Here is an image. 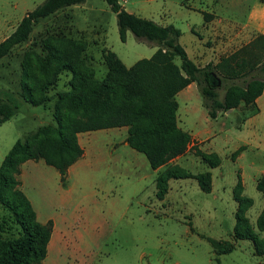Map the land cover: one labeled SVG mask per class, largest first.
I'll return each mask as SVG.
<instances>
[{
    "label": "rangeland",
    "instance_id": "obj_1",
    "mask_svg": "<svg viewBox=\"0 0 264 264\" xmlns=\"http://www.w3.org/2000/svg\"><path fill=\"white\" fill-rule=\"evenodd\" d=\"M42 1L0 0V41L26 12ZM251 1L126 0L123 7L159 24H173L181 31L178 42L189 58L203 66L217 63L249 39L240 34L239 41L222 52L216 33H251V39L257 34L246 25ZM206 11L214 12L208 21L203 19L202 12ZM202 34L207 49H203V41L198 37ZM49 36L83 42L85 63L97 79L103 78L107 70L102 58L105 49L131 66L140 58L150 57L155 48L154 43L135 37L129 30L125 41H121L115 13L105 0H85L41 18L25 42L0 58V103L9 104L14 110L0 124V162L15 140L54 123L57 93L69 89L71 73L61 72L48 90L50 101L44 105H32L20 95L23 60L27 53L31 59L32 52L43 55V40ZM201 49L205 54L199 57ZM174 62L180 63L178 56H174ZM217 77L221 81L218 80L215 91L221 99L226 85H244L250 76L224 79L218 73ZM201 98L197 86L186 103L180 101L179 124L202 141L195 139L184 154L170 159L158 170L150 167L144 154L124 142V132L113 129L91 132L82 162L66 176L69 191L62 203L55 201L62 187L53 166L39 160L24 168L23 190L38 212L41 213V203L45 215L61 218V223L65 221L69 228L64 244L54 238L40 264H264V253L257 255L250 240L233 237L237 204L232 195L240 180L243 194L252 199L245 215L264 242V229L259 230L256 225L264 205L262 192L256 187L259 180H264V102L260 101L259 112L251 115V121L240 130L236 128L238 122L252 114L254 106L241 104L234 113H218L211 118L201 105ZM244 143L249 146L232 154ZM196 150L216 152L220 164L209 168ZM173 165L191 176L210 171L211 190H201L193 177L173 178L168 181L164 197L157 198L155 178ZM2 219L16 232L9 212L0 204ZM211 239L230 243L233 249L219 254Z\"/></svg>",
    "mask_w": 264,
    "mask_h": 264
},
{
    "label": "trees",
    "instance_id": "obj_2",
    "mask_svg": "<svg viewBox=\"0 0 264 264\" xmlns=\"http://www.w3.org/2000/svg\"><path fill=\"white\" fill-rule=\"evenodd\" d=\"M84 1L43 0L26 12L13 31L0 41V58L25 42L33 25L41 18ZM105 1L115 13L121 41H125L129 30L135 37L154 43L156 50L150 57L140 58L127 67L115 52L105 49L102 58L107 70L101 79H97L93 69L85 63V46L79 40L49 36L43 40V55L32 52L31 59L27 53L23 60L20 95L32 105L40 106L50 101L48 90L55 85L59 73L70 72L71 78L69 89L57 93L52 114L54 123L42 125L24 139L15 140L0 162V204L9 212L16 231L7 227L4 219L0 221V264H40L47 255L53 222L37 221L29 199L19 187L20 166L26 160L42 159L59 172L64 184L68 167L83 155L77 133L125 126L126 143L144 154L152 169H157L194 144L191 134L178 125L176 116V94L191 82L198 86L203 106L211 118L240 104L254 106L252 114L258 111L255 101L264 89L263 34L257 33L217 63L200 66L178 42L181 31L173 24L162 25L128 12L121 0ZM202 14L204 21L212 17L207 12ZM174 56L179 57V64L174 62ZM218 73L224 79L250 77L244 85H226L219 99L215 91L218 80L221 81ZM13 114L9 104L0 103V124ZM240 150L241 147L232 154ZM196 153L209 168L220 164L216 152L196 150ZM190 177L197 180L204 192L211 190L210 171L191 176L173 165L155 178L157 198L162 199L167 193L170 179ZM256 187L264 200V180H259ZM232 195L237 204L233 237L250 240L255 253L263 254L264 242L245 215L252 199L243 194L240 180ZM256 225L259 230L264 229V205ZM210 242L219 254L233 249L227 242L213 239Z\"/></svg>",
    "mask_w": 264,
    "mask_h": 264
},
{
    "label": "crops",
    "instance_id": "obj_3",
    "mask_svg": "<svg viewBox=\"0 0 264 264\" xmlns=\"http://www.w3.org/2000/svg\"><path fill=\"white\" fill-rule=\"evenodd\" d=\"M125 2H126V0L121 1V3H122L123 6H124ZM127 11L130 12L129 10H127ZM211 13L214 14V12H211ZM217 14L218 13L215 12V15H217ZM161 24L162 25H166V24H163V23H161ZM246 25L250 28V30L252 32H254V33H260V34H263L264 35V2H261L260 0H252L251 1V10L249 12L248 22H247ZM216 34H219V36H220V38H219V41H220L219 48L222 50V52H225L226 50L231 49V47L234 44V42L239 41L240 36H241L240 34H244L245 36L249 37L248 41L251 39V33H216ZM222 36H224V37H222ZM198 37H199V39L201 41H203V49H207V46L204 43V38H206V37L203 34L201 36L199 35ZM203 49L200 50V56L199 57H201L202 55L205 54V51H203ZM155 50H156V46H155L153 52ZM194 62L197 64L196 60ZM195 88H197L196 83L195 82H191V83H189L186 87H184L182 90H180L176 94V100H177V103H178V108H177L176 116H177V123H178L179 126H180V124H179L180 122L179 121H180V115H181V111H180V101H182L183 103H186V101H188L187 99L194 93ZM263 94H264V89H263L262 94L260 96H258L257 99H256V101H255L256 106L258 108L257 113L259 112L260 107H261L260 106L261 105L260 104V101L264 102V95ZM201 105L203 106V100H202V98H201ZM237 108H231V109H228L227 111H224V112L221 111V112H219V114L228 115L230 113H234V111ZM257 113H255V114H257ZM255 114H251V113L250 114H247L245 117H243L238 122L239 124H238V126L236 128H238V129L241 130L246 123H248V122L251 121V115H255ZM112 129L113 130H116V132H124L125 133V138H126V130H127V127H125V126L113 127V128H104V129H98V130H112ZM183 130H185V129H183ZM93 131H96V130H91V131L77 133L78 143L83 148V155L78 160H76L72 165H70L68 167V169H67V175L66 176L70 175L78 167V165L82 162V160H83V158H84V156L86 154V151H87V149L89 148V145H90V137L89 136H90L91 132H93ZM185 131H187V130H185ZM187 132H189V131H187ZM190 134H191L193 140L196 139V140L202 141L201 139H198L197 136H195L194 134H192V133H190ZM124 142L126 143L125 139H124ZM247 146H249V144L244 143V144L240 145L239 147H241L242 150H243ZM39 160H42V159H38V160H26L20 166V174L18 176V179L20 181V186L19 187L24 192V194H25V191L23 190V187H24L23 185H24V179L26 177L25 176V174H26V170H25L26 168L25 167L27 165H30L31 164L30 163L31 161L38 162ZM27 168H28V166H27ZM154 170H158V169H154ZM57 176L59 178V182H60V185H61L62 189H61V195L55 201H57L59 203H62L67 198L66 195H67V192L69 191L68 181H67V178L65 177V183L66 184L65 183L63 184L61 182V177H60L59 172H58V175ZM29 201H30V203L32 205V208L35 211V215H36L37 221H39L41 223H45L48 220H52V222H53V227H52V232H51L50 240H49V243L47 245V252H48V247L50 245V242L53 241L54 238L55 239L59 238L60 239L59 244H61V245L64 244L65 236H66V233H67V231L69 229L68 226L65 224V221L63 223H61L62 222V219L61 218L55 217V216L49 215V214L45 215V213L42 211V205H41V203H40V212L41 213H39L38 210L36 209L34 203L32 202V200L29 199Z\"/></svg>",
    "mask_w": 264,
    "mask_h": 264
},
{
    "label": "water",
    "instance_id": "obj_4",
    "mask_svg": "<svg viewBox=\"0 0 264 264\" xmlns=\"http://www.w3.org/2000/svg\"><path fill=\"white\" fill-rule=\"evenodd\" d=\"M218 84H219V82H218Z\"/></svg>",
    "mask_w": 264,
    "mask_h": 264
}]
</instances>
